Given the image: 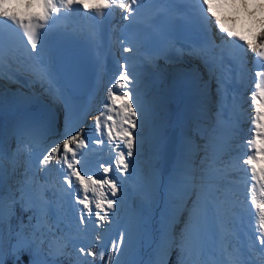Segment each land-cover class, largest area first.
I'll list each match as a JSON object with an SVG mask.
<instances>
[{
  "label": "snow or ice",
  "instance_id": "obj_1",
  "mask_svg": "<svg viewBox=\"0 0 264 264\" xmlns=\"http://www.w3.org/2000/svg\"><path fill=\"white\" fill-rule=\"evenodd\" d=\"M41 2L43 14L27 19H21L7 10L0 9V74H3L7 64L17 59L15 53L19 52V49L10 48L6 54L4 29L7 28L9 33L14 34L23 45V53H27V58L35 62L34 67L37 69L35 75L42 84L47 83L51 88L56 82V67L54 56L51 53L46 55L44 52L47 35L55 21L61 18L70 20L71 13L79 10L77 6L83 5V0H41ZM146 3L153 6L174 5L170 9L157 7L155 14L144 21L148 28L156 25V21L162 15H168L169 29L184 17V5L178 4L177 0H103V3L93 9L94 18L102 19L106 9L119 8L123 10V19L133 24L137 22L141 9ZM185 5L191 9L199 23L210 31L213 17L210 15L209 0H185ZM63 29L61 35L65 37L84 35L90 43L96 39L94 30L69 32L67 24ZM239 39L243 40V37ZM221 40L225 45L243 51L244 56L239 57V60L247 69L248 65L244 62V57L248 55L247 49L235 41H228L225 37H221ZM216 48L220 49L219 55L223 59L225 55L223 46L213 44V49ZM248 48L255 54L254 67L260 70L255 71V87L250 96L255 112L251 119L253 127L246 139L247 154L245 157L222 162L215 150L218 136L214 128L206 138L207 143L202 149L204 155L199 165V177L194 174L190 163L181 159L177 161L167 180H163L158 169L162 144V134L158 127H154L148 136V141L152 145L150 154L145 161L138 162L140 149L145 143L142 130L145 129L147 115L140 94L141 78L137 75L136 69L127 62L119 65L115 82L107 89L103 110L94 119L97 138L89 140L87 135H82L85 130L81 128L75 135L69 134L61 142L44 149L37 158L40 173H46L53 162L59 166L62 172L59 188L47 187L46 179L41 183L35 174L29 176L25 168L22 173L23 182L17 186L16 192L8 193L6 196L5 161L13 167V172L17 171V154L24 153L30 157L33 141L18 143L10 154L5 152L3 143L0 142V264H9L10 260L12 264H22L23 254L29 256L28 264H62L63 260H67L68 264H95L97 251L93 246L78 244L77 237L56 229L49 222L52 197L63 193L74 201L79 213L77 231L84 233L90 223L100 227L115 222L110 217L119 211V205L122 203L120 196L128 191L125 183L133 177V198H138L148 208L164 199L166 205L175 204L173 212L181 206L188 211L189 219L179 241L169 236L166 227L162 229V239L156 248L157 259L154 264H168L165 257L171 255L173 248L177 251L176 264H264V170L258 173L254 167L257 156L264 154V146H257L258 138L264 141V125H261L264 117L257 103L258 100H264V35H261L259 44L249 43ZM136 50L131 44L123 47V51L128 53ZM212 54L215 56L216 52L213 51ZM203 58L209 66L212 65V62L207 60V56ZM70 70L71 66H69ZM217 80L218 95L223 101L226 99L225 81L220 77ZM117 101H120L119 108L116 107ZM2 103L3 93L0 92V104ZM114 115L119 120L114 119ZM108 121L112 123L109 124ZM33 139L35 140L36 137L34 136ZM90 143L98 146L107 145L115 153L107 166L100 165L103 176L87 174L82 167L83 150L88 148ZM228 168L250 172V178L247 180L250 184L247 199L250 209L254 208V212H251L252 235L249 236L246 247L234 245L229 241L220 249L221 259L209 261L206 259L207 248L204 243L205 225L209 221L223 220L225 216L234 217L238 211L236 203L230 197L229 189L222 184L220 178V174ZM110 173L114 175H109ZM25 184L35 189L27 197ZM49 193L51 195H48ZM17 205L23 212L31 215L28 216L26 224L21 220L19 225L13 228L11 221L16 215ZM6 225L7 243L5 242ZM145 228L143 212L134 208L127 227L118 233L117 239L112 241L111 250L107 252L106 264H143L138 259L136 245L141 241ZM101 239L99 236L96 238L97 246ZM99 256L104 260L105 252L101 251Z\"/></svg>",
  "mask_w": 264,
  "mask_h": 264
},
{
  "label": "bare ground",
  "instance_id": "obj_2",
  "mask_svg": "<svg viewBox=\"0 0 264 264\" xmlns=\"http://www.w3.org/2000/svg\"><path fill=\"white\" fill-rule=\"evenodd\" d=\"M100 3H103V0H83V6L98 5ZM263 8L264 0H211V13L214 15L213 18H215L216 21L222 22L227 27L233 26L235 30L242 31L247 29L249 32L246 37L247 41L250 42H255L264 29ZM0 9L10 10L23 16L31 13L34 15L43 14L41 0H0ZM258 18H260V20ZM186 58L189 60L185 59L181 61L179 63L180 66L170 67L164 63L156 70L152 68V66H147L143 63L142 65L146 67V73L140 72L139 66L135 68L137 75L141 78L140 94L147 115L145 129L142 130L145 137V143L140 149V155L143 157L139 159V162L142 163L145 161L151 152L152 145L148 141V136L154 127H158L161 131L162 144L168 129L171 126L178 128V152L171 170L162 175V178L165 181L167 180V175H169L172 169L176 166L177 161L181 159L187 160L190 163L194 174L199 177V165L204 155L202 149L207 143L206 138L214 128L217 130L216 135L218 136L215 150L217 156L222 162V158H224V160L225 158H228V150L226 148L228 138L225 137V133L231 131V129L234 131L245 128V120L242 119L241 111L234 106L237 97L231 96V94L234 93V90L231 88L230 84L225 81L226 77L230 74V71L228 69L223 70L221 67H217L218 64L214 58L207 57V60L212 62L211 66H209V63L206 62L203 57L186 55ZM120 64H123V62L112 64L114 69L109 68L107 75L104 76L107 77V82L110 81L108 87L115 82V77L118 74ZM127 64L132 66L130 63ZM17 67L23 70L24 75L29 82L26 86L23 87L18 85L13 79H11L9 85H3L2 81H0V92L3 93V100L5 103L13 101L11 102V105H0V114L3 116L4 120L0 142L3 143L6 153L13 152L16 149L14 146L15 144L31 140L33 141L32 157L34 161L37 162V158L41 156L44 149L59 142L57 139L60 134L67 138V135H75L77 131L83 128L85 131L82 135H87L86 129L91 128L95 135L91 133L92 138L88 135L87 137L89 140L97 138L94 129V119L99 115V112L103 110V104L106 101L108 88L105 84V80L104 83H99L97 86L99 98L97 99L96 97L97 100L93 101L92 93V97H87V103L83 108L81 115L71 116L70 95L63 92L62 100L51 90L50 95L53 100H44L41 97L42 83L38 80L37 75H35L36 70L34 68L27 70L20 66ZM149 67H151L152 70H149ZM99 69L102 71L105 70L103 66H100ZM112 71H114V73ZM242 75L245 76L244 71H242ZM170 77H184L187 94L183 93L179 82H176V85L173 86L167 84L162 86V81ZM218 77L225 81L226 99L223 101L221 100L220 95H218ZM253 81L254 80H252V82ZM43 84L45 85V83ZM253 88H249V93L246 94L249 97L247 98L249 101H251L250 96ZM63 90L65 89L63 88ZM30 100L38 102L41 109L31 106L17 107V105H25L26 101ZM241 101L246 102L244 99H241ZM116 107H120V101H117ZM253 110H255V108H253ZM60 115L62 116L63 125H60L61 121L59 122ZM262 117H264L263 114ZM114 119L119 120L115 115ZM218 119L220 120L219 124ZM235 121H237V126L232 125ZM261 122L262 125H264V118H262ZM108 123L111 124L112 121H108ZM62 126H64V128H62ZM218 128H220V132H218ZM88 132H90V130ZM34 136L36 137L35 140L33 139ZM106 149L102 152L97 145L90 143L88 148L83 150V152L89 150L84 154V163L82 165L87 174L95 175L96 177L103 176V170L100 165L104 164L107 166L115 155L110 147L107 146ZM110 149L111 152H107ZM211 150L212 149L210 148V151ZM229 154L231 155V153ZM234 155V157H238L237 152H235ZM17 157L20 159L19 156ZM86 157L93 158L90 165L86 163ZM229 158H231V156H229ZM231 160L233 159H230L229 161ZM16 161L20 160L17 159ZM54 168L61 179L62 172L59 170V166H54ZM109 175H114V173H110ZM12 176L14 178V175ZM220 178L222 184L229 189L230 197L236 203L238 211L234 217L231 215L225 216L223 220L218 219L215 221H209L208 224L205 225L204 243L207 248L206 259L209 261L221 259L220 249L224 244H227L230 241L235 245V228L233 226L234 223L241 218V214L243 215L244 212L240 195H236L243 184L241 170L237 168H228L225 172L220 174ZM133 180L134 177L131 178V183L129 184H132ZM128 181L129 180H127V182ZM7 187L8 185L4 184V192L6 196L8 194ZM245 194L246 193H244V195ZM89 196L91 197V193H89ZM185 199L187 200V197H185ZM56 202L64 204L65 209L69 211V216H72L74 211L78 212V206L75 205L71 198L63 193L59 195ZM159 202H161L162 205L164 204L163 199L159 200L158 203ZM157 205L158 204L152 206L156 213L160 208V206ZM163 207V212L167 215L166 230L170 237L177 239L178 236H176V229L185 228L186 221L189 219L188 211L181 206L178 210L173 212V209H175L176 206L171 203L168 205L165 203ZM188 208H191L190 201ZM70 219L72 222L69 220L67 221V225L64 223L65 227L60 225L58 228L60 231H65V233L74 237H79L80 234V237L84 234L87 235L89 228L91 227L92 229L94 227H92L90 223L87 226L86 232L78 233V219L73 217ZM249 222L253 223V220ZM7 233L8 229L6 225V243L8 240ZM249 235H252L251 231L249 232ZM170 242L171 241L169 240V243ZM159 243L160 241L157 245ZM152 257L151 260L146 258L141 261L143 264H154L157 259L156 250ZM169 257L170 256H166L165 259L168 261Z\"/></svg>",
  "mask_w": 264,
  "mask_h": 264
},
{
  "label": "rangeland",
  "instance_id": "obj_3",
  "mask_svg": "<svg viewBox=\"0 0 264 264\" xmlns=\"http://www.w3.org/2000/svg\"><path fill=\"white\" fill-rule=\"evenodd\" d=\"M263 12H264V8H263ZM258 19L260 20V18H258ZM176 82L180 83V86L182 87L183 93L187 94L186 87L184 84V82H185L184 77H178V78L170 77L166 80H163L161 84H162V86L164 84L173 86V85H176ZM189 86H190V84H189ZM59 118H60L59 122L61 121L60 125H63L62 116L60 115ZM140 154H141V151H140ZM141 157H143V156L140 155L138 157V162H139V159H141ZM6 175H8V177H9V180L6 181V184L11 185V182H13V180L15 179V175L12 174V175H14V178H13L11 173H9L8 171H6ZM167 176H164V177H167ZM129 183H131V178L129 179L128 182L125 183V188L128 189V191L124 195L120 196V200L122 203L119 205V211L116 212L115 215L110 217V219L115 221V222L111 223L110 225H101L100 227H96L95 225H93L94 227L92 226L93 227L92 229L90 227L89 228L90 232L88 231L87 235H85V234L83 235V237L88 240V243H85V245L86 244L88 246L93 245L94 250L97 251V256H99V253L101 251L107 253L111 249L112 241L118 238V233L120 231H123L125 229V227H127L128 219H129L130 215L132 214L133 209L135 208V209L143 212V219H144V223L146 224L144 235H143L141 241L138 242L136 245V251L138 253V259H140V260L144 259L145 260L147 258V259L151 260L153 258L152 256L155 253L157 243L159 241H161V239H162V229H164L167 225L166 215L163 212L164 211L163 206L165 204V200L163 199V202H164L163 205L161 202L158 203V201H157V204L160 206V208H159V211L156 213L152 206L150 208H148L146 205L142 204L138 198L137 199L133 198L134 197L133 181H132V184H129ZM110 198L116 199V197H110ZM188 206H189V203H188ZM28 215H29V213H28ZM28 215H26L27 217L25 215H22V217L19 218L18 223L13 221V223H11L13 228H15L17 225H19L21 220L24 221L25 219H27ZM30 215H31V213H30ZM93 220H95V218H93ZM96 229H98V231H96ZM112 230L115 232V235L111 240V244L108 245L107 247H105V244L102 243V240H101L99 245L97 246L96 245V237L94 236V232L96 235L101 234L102 238L104 239V235L106 236V235L110 234L111 232H113ZM176 231H177L176 236H178L176 240L179 241L182 238L181 233L183 231V228H178V229H176ZM97 236L100 237V235H97ZM173 251L175 252L176 249L173 248L171 251V254Z\"/></svg>",
  "mask_w": 264,
  "mask_h": 264
},
{
  "label": "water",
  "instance_id": "obj_4",
  "mask_svg": "<svg viewBox=\"0 0 264 264\" xmlns=\"http://www.w3.org/2000/svg\"><path fill=\"white\" fill-rule=\"evenodd\" d=\"M85 99L75 100V109L73 111V116L81 114L82 108L84 106ZM3 131V116L0 114V140ZM179 135L178 128L171 126L164 138V142L160 147V157L158 169L161 175L168 173L174 163V160L177 156L178 145H179Z\"/></svg>",
  "mask_w": 264,
  "mask_h": 264
},
{
  "label": "trees",
  "instance_id": "obj_5",
  "mask_svg": "<svg viewBox=\"0 0 264 264\" xmlns=\"http://www.w3.org/2000/svg\"><path fill=\"white\" fill-rule=\"evenodd\" d=\"M22 214L23 215H28V212H22ZM29 215H30V213H29ZM28 215V216H29ZM22 217V216H21ZM27 217V216H26ZM19 214H18V216L15 218V222H17L18 223V221H19ZM24 222L25 223H27V219H25L24 220ZM111 250V249H110ZM109 250V251H110ZM106 260H107V253H105V258H104V260H101L100 259V256H97L96 257V260H95V264H106ZM176 260H177V251H175V252H172V254H171V256H170V259H169V261H168V264H176ZM21 261H22V264H28V261H29V256L27 255V254H23L22 256H21ZM9 264H12V262H11V260L9 261ZM62 264H68V261L67 260H63L62 261Z\"/></svg>",
  "mask_w": 264,
  "mask_h": 264
}]
</instances>
